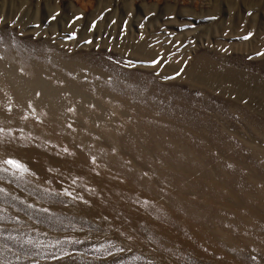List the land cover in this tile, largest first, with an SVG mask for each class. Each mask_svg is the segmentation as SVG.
Wrapping results in <instances>:
<instances>
[{
  "label": "rangeland",
  "instance_id": "374dc122",
  "mask_svg": "<svg viewBox=\"0 0 264 264\" xmlns=\"http://www.w3.org/2000/svg\"><path fill=\"white\" fill-rule=\"evenodd\" d=\"M0 118V264H264V0H0Z\"/></svg>",
  "mask_w": 264,
  "mask_h": 264
},
{
  "label": "bare ground",
  "instance_id": "6f19581e",
  "mask_svg": "<svg viewBox=\"0 0 264 264\" xmlns=\"http://www.w3.org/2000/svg\"><path fill=\"white\" fill-rule=\"evenodd\" d=\"M74 12H76V10H73V13H74ZM144 45H145V44H144ZM114 54H115V53H114ZM121 55H123V54L120 53V55H118V56L121 57ZM112 56H113V55H112ZM124 56H125V55H124ZM114 57H116V56H114ZM135 57H136V56H135ZM122 58L124 59L123 56H122ZM125 58H126V56H125ZM128 58H129V57H128ZM134 59H136V60H134V61H137V60H138V61H140V60L142 61L143 58H141L140 60H139V58H134ZM70 60H71V59H70ZM129 60H131V59H129ZM125 61H126V60H125ZM148 61H149V60H148ZM147 64H148V62H147ZM70 65H71V64H70ZM72 66H73V64H72ZM72 68H73V67H72ZM16 70H17V69H16ZM71 85H72V84H71ZM73 85H74V84H73ZM55 87H56V86H55ZM91 101H92V99H91ZM29 103H30V102H29ZM102 106H103V105H102ZM10 107H11V105H10ZM10 107H9V108H10ZM6 108H7V107H6ZM34 108H35V107H34ZM41 109H42V108H41ZM41 109H40V110H41ZM34 111H35V110H34ZM35 112H38V110L35 111ZM33 113H34V112H33ZM37 114H39V113H37ZM32 115H33V114H32ZM32 115H31V116H32ZM39 115H40V114H39ZM25 116H26V115H25ZM31 116H30V117H31ZM23 117H24V116H23ZM26 118H27V117H26ZM42 118H43V117H42ZM44 118H45V117H44ZM0 119H1V118H0ZM28 119H29V118H27L26 121H27ZM1 120H3V118H2ZM1 120H0V121H1ZM30 120H32V119L30 118ZM30 120H29V121H30ZM40 120H41V119H40ZM46 121H47V120H46ZM33 122H34V120H33ZM3 123H4V122H3ZM27 123H28V121H27ZM29 123H30V124L27 125V126H28L27 128L30 127L29 125H32L31 121H30ZM1 124H2V123H1ZM38 125H39V123H38ZM51 125H52V124H51ZM32 126H33V125H32ZM23 127H26V126H23ZM41 127H42V126H41ZM30 128H33V130H34V127H30ZM23 129H24V128H23ZM55 129H56V128H55ZM33 130L31 129L32 132H33ZM35 130H36V129H35ZM35 130H34V131H35ZM84 130H85V129H84ZM19 131H20V130H19ZM26 131H27V130H26ZM26 131H25V132H26ZM31 131L28 130V132H31ZM35 132H36V131H35ZM35 132L32 133V134H34V137L36 136V133H35ZM46 132H47V131H45V133H46ZM56 132H57V131H56ZM23 133H24V132H23ZM39 133H40V134L42 133L43 135H45V133H43V130H42V132H39ZM27 134H28V133H27ZM42 134H41V135H42ZM88 134H89V133H88ZM10 135H11V133H10ZM29 135H31V133H29ZM41 135H39V136H41ZM47 135H48V133H47ZM47 135H45V138H47V137H46ZM17 136H19V135H17ZM23 136H24V135H23ZM122 136H123V135H122ZM122 136H121L120 138H122ZM25 137H26V135H25ZM27 137H28V136H27ZM29 137H30V136H29ZM29 137H28V138H29ZM31 137H32V135H31ZM31 137H30V139H32ZM37 137H38V135H37L35 138H37ZM53 137H54V136H53ZM110 137H111V136H110ZM15 138H17V137H15ZM28 138H26V141L23 140V139H21V142L24 141V143H26L27 140H28L29 143H30V145H31L30 139H28ZM38 138H39V137H38ZM38 138H37V139H38ZM42 138H43V140L45 141V138H44L43 136H42ZM81 138H82V137H81ZM24 139H25V138H24ZM113 139H114V138H113ZM0 140H2V138H1ZM12 140H13V139H12ZM14 140H15V139H14ZM58 140H59V139H58ZM79 140H80V139H79ZM93 140H94V139H93ZM97 140H100V139H97ZM108 140H109V138H108ZM118 140H119V139H118ZM121 140H122V139H121ZM3 141H4V140H3ZM18 141H20V140H18ZM38 141H39V139H38ZM40 141H41V140H40ZM111 141H112V140H111ZM125 141H126V140H124V142H123L122 144H124ZM5 142H6V141H5ZM5 142H3L4 144L0 142V149L12 150V151H18V152H22V153L27 154V155H34V154H32L29 150H27L26 148H24V147H23L24 144L21 143V142H13V143H10V144H5ZM33 142H34V140H33ZM36 142H37V141H36ZM112 142H113V141H112ZM129 142H130V141H129ZM45 143H46V142H45ZM118 143H119V142H118ZM126 143H127V142H126ZM126 143H125V144H126ZM26 144H28V142H27ZM37 144H39V143H37ZM37 144H36V146H37ZM47 144H48V143H47ZM47 144H46V145H47ZM62 144H63V142H62ZM119 144H120V143H119ZM28 145H29V144H28ZM42 145H43V144H42ZM65 145H66V144H65ZM100 145H101V144H100ZM115 145H116V144H115ZM117 145H118V144H117ZM126 145H127V144H126ZM38 146H39V145H38ZM43 146H44V145H43ZM43 146H42V147H43ZM47 146H48V145H47ZM39 147H41V146H39ZM101 147H102V146H101ZM101 147H100V148H101ZM103 147H104V146H103ZM123 147H124V145H123ZM127 147H128V146H127ZM129 147H130V146H129ZM37 148H38V147H37ZM58 148H59V147H58ZM63 148H64V147H63ZM46 149H47V148H46ZM46 149H45V151L48 152V151H47L48 149H47V150H46ZM102 149H103V148H102ZM111 149H112V148H111ZM113 149H114V148H113ZM115 149H116V148H115ZM115 149H114V152L112 151L113 153H110V154L112 155V154H114V153H118L119 158H120V154H119V152H117V150H115ZM62 150H63V149H62ZM109 150H110V149H109ZM109 150H108V152H109ZM40 151H41V150H40ZM106 151H107V148H106ZM115 151H116V152H115ZM41 152H42V151H41ZM62 152H63V151H62ZM83 152H84V151H83ZM98 152H99V151H98ZM108 152H107V154H109ZM51 153H53V151H52ZM105 153H106V152H105ZM40 154H41V153H40ZM45 154H46V153L42 154V158H43V155H45ZM77 154L80 156L79 153H77ZM85 154H86V153H85ZM107 154H106V155H107ZM48 155H50V154H48ZM52 155H53V154H52ZM59 155H60V154H59ZM86 155H88V154H86ZM92 155H93V154H92ZM101 155H102V154H101ZM114 155H115V154H114ZM34 156H35V155H34ZM55 156H56V155H55ZM108 156H109V155H108ZM115 156H116V155H115ZM115 156H114V157H115ZM121 156H122V155H121ZM140 156H141V155H140ZM44 157H45V156H44ZM63 157H64V156H63ZM87 157H88V156H87ZM104 157H105V156H104ZM40 158H41V156H40ZM69 158H70V157H69ZM91 158H92V157H91ZM117 159H118V158H117ZM117 159H116V160H117ZM110 160H112V159H110ZM110 160H109V161H110ZM92 162H94V161H92ZM114 162H115V159H114ZM66 164H67V163H66ZM92 164H93V163H92ZM104 164H105V163H104ZM120 165H121V164H120ZM96 166H97V165H96ZM96 166H95V167H96ZM103 166H105L104 169L107 168L106 165H103ZM99 167H100V166L97 167V171H98V168H99ZM101 168L103 169L102 166H101ZM104 169H103V171H104L105 173L102 172L101 169H100V171H98V172H102V173H104V174H102V175H103V176H106L105 174H106L107 170H104ZM109 169H110V168H109ZM94 170H95V169H94ZM123 170H124V169H123ZM188 170H189V169H188ZM95 171H96V170H95ZM95 171L93 172V169H92V173H93V174H92V173H91V174L94 175L95 173H97V171H96V172H95ZM120 171H122V169H121ZM111 172H112V171H111ZM113 172H114V170H113ZM126 172H127V171H126ZM107 173H108V172H107ZM109 173H110V171H109ZM130 173H131V172H130ZM74 174H75V173H74ZM86 174L89 175L90 173H86ZM91 174H90L89 176H92ZM95 175H96V174H95ZM80 176H81V175H80ZM80 176H78V177H80ZM82 176H83V175H82ZM97 176H98V174H97L95 177H97ZM92 177H93V176H92ZM100 177H102V176L100 175ZM107 177H108V176H107ZM97 178H98V177H97ZM97 178H96V180H97ZM103 178H105V177H103ZM113 178H114V177H113ZM113 178H112V179H113ZM105 179H106V178H105ZM131 179H132V178H131ZM96 180L94 181L93 179H91V180L88 179V183L90 184V185L88 184V186H91V187L93 186V187H94V185H95V188L98 189L97 191H100V193H101L100 195H103V196H102L103 201L105 200V198L109 199L108 195H107V197H106V193H107V192H108V193L110 192L108 186L103 185L100 181H99V183H101V184H99V183L96 182ZM102 180L104 181V179H101V181H102ZM110 180H111V179H110ZM122 180H123V179H122ZM119 181H120V180H119ZM115 182H116V181H115ZM115 182H113V183H115ZM107 183L109 184L110 182L108 181ZM85 184H86V182H85ZM85 184H84V185H85ZM111 184H112V183H111ZM115 184H118V182H116ZM157 184H158V183H157ZM122 185H123V184H122ZM85 186H86V185H85ZM88 186H87V188H88ZM113 186H114V184H113ZM201 186H202V185H201ZM205 186H206V185H205ZM210 186H211V185H210ZM210 186H208V187L210 188ZM110 187H111V186H110ZM121 187H122V186H121ZM171 187H172V186H171ZM202 187H203V186H202ZM119 188H120V186H119ZM166 188H167V187H166ZM168 188H169V187H168ZM168 188H167V190H168ZM203 188H204V187H203ZM205 188H206V187H205ZM93 189H94V188H93ZM112 189H113V187H112ZM122 189H123V187H122ZM222 189H224V188H222ZM89 190H90V187H89ZM108 190H109V191H108ZM123 190H124V189H123ZM126 190H127V188H126ZM217 190H218V188H217ZM91 191H92V190H91ZM214 191H216L215 188H214ZM221 191H222V190H221ZM95 192H96V191H95ZM126 192H127V191H126ZM211 192H212V191H211ZM218 192H219V191H218ZM229 192H230V191H229ZM96 193H97V192H96ZM127 193H128V192H127ZM130 193H131V192H130ZM221 193H222V192H221ZM223 193H227V192H224V191H223ZM223 193L221 194V196L223 195ZM104 194H105V195H104ZM109 194H110V193H109ZM113 194H114V193H111V198H113V196H114ZM128 195H129V194H128ZM211 195H213V194H211ZM214 196H215V195H214ZM224 196H226V195H224ZM224 196H223L222 200L224 199ZM236 197H237V196H236ZM236 197H235V198H236ZM114 198H115V196H114ZM117 198H118V196H117ZM226 198H227V197H226ZM228 198H229V197H228ZM107 199H106V200H107ZM210 199H212V198L210 197ZM210 199H209V201H210ZM135 200H136V199H135ZM212 200H213V199H212ZM216 200H217V199H216ZM226 200H228V199H226ZM113 201H114V199H113L111 202H113ZM119 201H120V200H119ZM214 201H215V200H214ZM236 201H237V200H236ZM240 201H241V200H240ZM107 202H108V201H107ZM111 202H110V200H109V204H110ZM114 202H115V201H114ZM228 202H229V201H228ZM115 203H118V201L115 202ZM120 203H121V202H120ZM126 203L129 205L131 202L128 203V201H127ZM135 203H136V202H135ZM131 204H132V205H130V206H133V203H131ZM175 204H176V203H175ZM209 204H210V203H209ZM120 205H121V204H120ZM112 206H113V205H112ZM118 206H119V205H118ZM134 206H137V205H134ZM211 206H212V205H211ZM211 206H209L210 209H211ZM236 206H237V205H236ZM236 206H235V209H236ZM123 207H124V206H123ZM168 207H169V206H168ZM252 207H253V206H252ZM121 208H122V206H121ZM128 208H129V207H128ZM128 208H127V209H128ZM169 208H170V207H169ZM124 209H125V207H124ZM235 209H234V210H235ZM130 210H131V209H130ZM170 210H171V209H170ZM170 210H168V213H169ZM248 210H249V209H248ZM256 210H257V209H256ZM207 211H208V210H207ZM172 212H173V211H172ZM172 212H171V213H172ZM238 212H239V211H237V213H238ZM168 213L165 212V214H167V215H168ZM171 213H170V214H171ZM238 214H239V213H238ZM132 238H133V237H132ZM135 239H136V238H135ZM133 242H134V239H133ZM135 242H136V240H135ZM135 242H134V243H135ZM164 259H165V258H164ZM162 260H163V259H162ZM164 261H165V260H164ZM165 262H167V261H165ZM172 262H173V261H172ZM170 264H173V263H170Z\"/></svg>",
  "mask_w": 264,
  "mask_h": 264
},
{
  "label": "snow or ice",
  "instance_id": "6c2138e0",
  "mask_svg": "<svg viewBox=\"0 0 264 264\" xmlns=\"http://www.w3.org/2000/svg\"><path fill=\"white\" fill-rule=\"evenodd\" d=\"M6 163L10 164L13 168L19 170L21 173L27 171V169L24 168V166L17 161L9 160V161H6Z\"/></svg>",
  "mask_w": 264,
  "mask_h": 264
}]
</instances>
